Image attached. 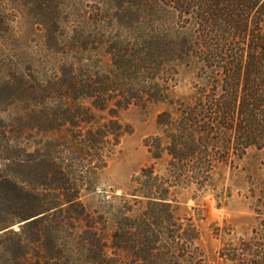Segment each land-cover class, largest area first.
Returning a JSON list of instances; mask_svg holds the SVG:
<instances>
[{
	"label": "trees",
	"instance_id": "trees-1",
	"mask_svg": "<svg viewBox=\"0 0 264 264\" xmlns=\"http://www.w3.org/2000/svg\"><path fill=\"white\" fill-rule=\"evenodd\" d=\"M56 2L0 0V31L8 6H32L63 59L46 79L5 77L0 59V101L14 114L0 117V264H208L176 197H223L225 170L264 155V0H95L62 42ZM182 69L196 82L177 97ZM158 104L168 108L145 141L152 163L89 209L83 192L133 132L121 112ZM250 191L257 224L224 244L227 264H264V183Z\"/></svg>",
	"mask_w": 264,
	"mask_h": 264
},
{
	"label": "rangeland",
	"instance_id": "rangeland-1",
	"mask_svg": "<svg viewBox=\"0 0 264 264\" xmlns=\"http://www.w3.org/2000/svg\"><path fill=\"white\" fill-rule=\"evenodd\" d=\"M94 1L57 0L54 4L56 9L52 12L60 23L58 33L61 42L63 35L71 38L75 35V27L91 17V12L98 8ZM4 11L9 20L5 25L6 32L0 31V59L7 67L4 76L12 68H18L26 75H41L44 79L56 74L63 59L48 48L49 43L55 44V39L50 37V42L48 29L36 24L34 16L37 11L32 6L18 11L8 6ZM195 76L196 72L182 69L175 96L189 95L196 82ZM8 103L10 101H0V117L5 120L12 119L14 115L6 105ZM167 108L165 104L148 108L131 106L121 112V120L130 125L133 132L123 139L95 189L83 192L82 200L89 209L100 208L114 193L121 195L128 191L133 178L152 163L145 141L158 132L157 116ZM223 178L222 185L229 189L223 197H218L217 193L201 194L194 189L181 190L176 197L178 213L183 218H193L201 230V243L208 264H227L220 257L224 244L250 235L257 224L256 200L250 190L251 182L259 186L264 183V155L252 151L240 163L238 170H225ZM14 227L18 229L19 223Z\"/></svg>",
	"mask_w": 264,
	"mask_h": 264
},
{
	"label": "water",
	"instance_id": "water-1",
	"mask_svg": "<svg viewBox=\"0 0 264 264\" xmlns=\"http://www.w3.org/2000/svg\"><path fill=\"white\" fill-rule=\"evenodd\" d=\"M25 223H26V222H21V223H19V226H21V225H23V224H25ZM14 228H15V227H14V226H12V227H11V228H9V229H14ZM3 232H4V231H1V232H0V234H1V233H3Z\"/></svg>",
	"mask_w": 264,
	"mask_h": 264
}]
</instances>
